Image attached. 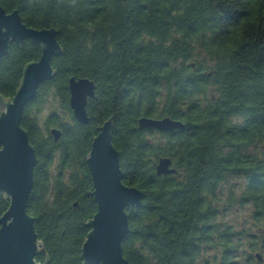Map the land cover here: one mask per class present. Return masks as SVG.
I'll return each mask as SVG.
<instances>
[{
	"label": "trees",
	"instance_id": "trees-1",
	"mask_svg": "<svg viewBox=\"0 0 264 264\" xmlns=\"http://www.w3.org/2000/svg\"><path fill=\"white\" fill-rule=\"evenodd\" d=\"M0 4L18 9L28 26L56 28L62 47L52 59L54 77L22 118L38 160L27 212L41 243L39 264H83L86 223L98 209L87 157L111 117L123 182L144 194L140 206L127 207L122 248L132 264H199L210 247L220 249L219 264H264V0ZM42 47L31 39L10 43L0 60V109ZM72 76L96 84L88 124L71 108ZM143 116H169L184 127L140 128ZM161 157L177 171L158 175ZM233 177L244 180L238 193L228 183ZM226 186L228 204L252 206L250 224L235 228L222 218ZM9 207L0 192V218Z\"/></svg>",
	"mask_w": 264,
	"mask_h": 264
},
{
	"label": "water",
	"instance_id": "water-1",
	"mask_svg": "<svg viewBox=\"0 0 264 264\" xmlns=\"http://www.w3.org/2000/svg\"><path fill=\"white\" fill-rule=\"evenodd\" d=\"M31 39L42 44L40 58L29 63L22 83L11 100H4L0 109V192L10 198V207L0 218V264H39L35 255L40 242L35 231V218L27 212V202L34 186L36 151L27 130L22 126L26 106L37 96L39 86L55 75L54 55L62 51L56 28H34L22 19L18 9L7 12L0 4V60L11 42L23 44ZM70 105L75 118L90 122L88 100L95 96L96 84L87 77L69 79ZM140 128L173 131L184 127L182 121L169 116L139 119ZM113 117L99 127L87 162L92 173L97 212L86 225L90 228L81 248L83 264H132L123 254L122 242L130 232L127 207L140 206L143 191L123 182L120 153L113 142ZM55 139L61 131L53 128ZM170 157H161L156 164L158 175L175 173ZM261 259V255L257 254Z\"/></svg>",
	"mask_w": 264,
	"mask_h": 264
},
{
	"label": "rangeland",
	"instance_id": "rangeland-1",
	"mask_svg": "<svg viewBox=\"0 0 264 264\" xmlns=\"http://www.w3.org/2000/svg\"><path fill=\"white\" fill-rule=\"evenodd\" d=\"M50 109H44V116L49 113ZM55 170V168H53ZM231 187L236 189V193H238L239 189L243 186L244 180L233 177L229 182ZM221 201L227 204V210L224 212V216L222 218L225 221L233 224L235 228H241L246 224H250L253 220L252 206L251 205H239V204H228V190L227 186L222 190ZM229 209V210H228ZM221 261V251L217 247L207 248L203 255L200 258L199 264H219Z\"/></svg>",
	"mask_w": 264,
	"mask_h": 264
}]
</instances>
